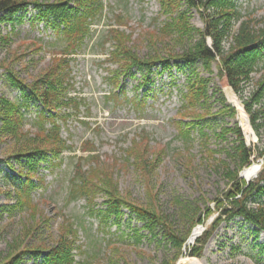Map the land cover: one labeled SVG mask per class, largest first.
<instances>
[{
    "label": "rangeland",
    "instance_id": "obj_1",
    "mask_svg": "<svg viewBox=\"0 0 264 264\" xmlns=\"http://www.w3.org/2000/svg\"><path fill=\"white\" fill-rule=\"evenodd\" d=\"M103 2L105 7L101 19L91 26L94 29L93 38L79 53L70 56L74 58L69 65L70 81L75 91L84 96L85 100L79 118L85 119V113H88L89 117L86 118L87 123L71 117L61 128V136L75 149L63 152L64 159L60 165L53 167L40 163L38 166L33 198L39 203L38 208L45 220L39 230L29 236L28 242L42 240L50 246L53 244L50 240L51 235L55 240L61 225L74 221L78 230L75 243L78 247L73 251L75 264H169L177 262L182 256L195 258L184 255L187 252L186 248H182L183 254L180 255L181 253L179 254L163 236L162 228L158 227L154 235L142 229V222L130 216L127 210H124L121 219L109 220L107 226L102 224L98 216L90 213L91 209L95 211L105 207V197L102 193L94 197L92 204L87 203L84 198L69 201L70 179L74 170L72 156L85 155L86 152H82L81 148L91 141L89 144L95 146L99 159L108 166L123 196L142 205L152 201L158 210L167 215L168 222L174 229L179 234L186 235L190 221L187 216L189 213L187 215L184 213L185 205L190 204V208L191 206L195 208L194 204L197 203L196 211L200 210L201 214L207 207H213L215 200L229 189L227 168L235 169L239 163L234 151L236 136L231 131L222 133V130L239 126L247 145L253 148L255 145H262L264 108L258 119L261 124V139L255 133L247 114L254 134L251 141H247L238 117L237 106L231 103L228 97L229 87L224 85L217 75L214 65L212 73L208 74L200 63L197 70L203 76L211 77L209 84L211 98L208 107L214 115L192 130L188 144L179 137L176 124L180 119L178 111L181 109V93L187 69L183 71L172 69L170 72L160 73L158 68H154L152 74L154 82L149 91L143 88L136 91V87L142 81L140 73L136 72L135 76L123 74L120 81L124 85V97L127 100L122 99L123 96L120 95L118 101H115L118 103L112 100L107 102L105 95L112 89V85L105 81L106 76L119 68L107 58L112 47L107 41L106 34L111 25L116 26V20L123 21L119 28L129 35L127 45L141 58L181 54L194 42V38L174 36L158 40L156 43L150 41L151 34L166 20V15L161 11L160 0H103ZM181 2L182 8H187L185 0ZM238 4L245 18L253 20V27L264 26V0H239ZM34 13L35 10L29 8L21 14L23 18L21 23L15 24L16 33L12 34L7 42L0 41V65L1 62L8 65L27 83L41 76L51 64L52 58L61 55L60 51L63 49V45L55 42L52 28L45 27L43 22L32 24L31 17ZM189 17L194 27L204 26L194 7L189 9ZM239 23L240 21L235 22L232 29L236 30ZM10 27L9 24H3L0 28L1 33L10 31ZM230 41L228 38L224 42L225 47H228ZM208 42L210 43V39ZM4 73V69L0 67V95L12 100L19 98L18 89L10 84ZM252 76L253 81L245 87L244 96L252 90L256 81L264 77V66L261 65ZM220 90H223L227 99L225 104L235 106V114L223 111L224 97ZM136 98L140 101H135ZM237 98L241 104L240 98L238 96ZM35 108L32 105L27 113L29 120L34 116ZM29 122L27 121L25 129L34 130ZM134 139L147 142L149 157L159 159L145 177L143 172L132 164V160L125 157L126 150ZM6 148L7 143L0 142V159L4 158ZM254 162L258 163L257 160ZM18 167L19 165H14V173ZM244 169L245 167L239 173L242 178ZM3 172L4 169H0V259L7 255L9 242L21 236L22 230H29L27 221L29 217L25 212H14L10 216L5 209L7 204L12 203L14 193L11 181L4 179ZM149 187L151 190H148ZM7 192H11V196ZM213 217L214 215H211L204 226L199 224L194 227L198 235L205 226L211 224ZM134 229L140 230L143 234L139 244H135L133 238L121 241L117 236L121 232L127 236ZM253 230L254 226L246 224L241 218L222 220L205 244L202 256L196 259L201 264H264V232L253 233ZM193 242L194 240L190 245ZM112 246L118 249L117 253L113 252ZM21 264L34 262L31 257L26 256Z\"/></svg>",
    "mask_w": 264,
    "mask_h": 264
},
{
    "label": "trees",
    "instance_id": "obj_2",
    "mask_svg": "<svg viewBox=\"0 0 264 264\" xmlns=\"http://www.w3.org/2000/svg\"><path fill=\"white\" fill-rule=\"evenodd\" d=\"M238 1L185 0L187 8H182L181 0H160L161 11L166 15V20L151 34L150 41L156 43L158 40L174 36L194 38V42L186 51L167 57L141 58L127 45L129 35L119 28L123 21L116 20V26L111 25L106 34L107 41L112 47L107 58L111 63L117 64L119 69L109 72L106 76L105 81L112 85V89L105 95L106 101H118L120 95L123 96L122 99L127 100L124 97V85L120 81L123 74L135 76L136 72L140 73L142 81L136 87V91L141 88L149 91L154 82L152 78L154 68H158L160 73L170 72L172 69L178 71L187 69L181 93V109L178 111L180 119L176 124L179 137L188 144L192 130L214 115L208 107L211 98L209 95L211 77L203 76L197 70V65L200 63L208 74L212 73L214 65L224 85L229 86L240 98L255 133L261 139V124L258 119L264 108V77L254 83V87L247 95L244 96L243 93L245 87L253 81L252 74L257 72L261 65L264 66V26L253 27V20L245 18ZM104 7L103 0H0V28L3 24L11 26L10 31L4 34L0 31V41L7 42L12 34L16 33L15 24L21 23L23 19L21 14L33 8L35 13L31 17L32 24L43 22L45 27L52 28L55 42L63 45L61 55H55L42 75L30 83L20 79L8 65L2 62L0 65L4 69L5 78L20 94L19 98L13 100L0 95V142L7 143L4 158L0 159V169H4L3 177L6 181H11L14 193L12 203L7 204L5 209L10 216L14 212H25L29 217L27 220L29 230H22L21 236L9 242L7 255L0 259V264H21L26 256L31 257L34 264L76 263L73 251L78 247L75 244L78 230L74 221L63 223L55 240L51 235L50 240L53 244L50 246L42 240L28 242L29 236L34 235L45 220L38 208L39 203L33 198V190L36 187L35 174L40 163L55 167L63 161L64 151L75 149L61 136V128L71 117L87 123L88 113H85V119L79 118L85 100L84 96L75 91L70 81L69 65L74 59L70 56L79 53L91 41L94 36V29L91 26L101 19ZM192 7L203 20L202 28L194 27L189 21V9ZM237 21L240 23L237 29L233 30ZM228 38L231 41L228 47H225L224 42ZM220 93L222 97L225 96L223 90H220ZM135 101L139 102L140 99ZM226 101L224 97L223 111L235 114V107L225 104ZM32 105L36 108L34 116L29 120L27 113ZM185 119L188 120L184 121ZM27 121H30L34 130L25 129ZM229 131L236 136L234 151L239 160L237 168H227L229 189L215 200L213 207H207L203 214L200 210L196 211L197 203L194 204L195 208L193 206L190 208V204L184 206V213L186 215L189 213L187 216L190 221L186 235L179 234L168 222L167 215L158 210L152 201L142 205L123 196L108 166L99 159L95 146L89 144L91 141L80 147L82 152H86L85 155L72 156L74 170L70 179L68 200L84 198L87 203L92 204L94 197L102 193L105 197V207L95 211L90 208V213L98 216L102 224L107 226L109 220L121 219L124 210H127L130 216L142 222V229L154 235L158 227L162 228L163 236L179 254L182 248H186L187 252L184 255L195 258L202 256L205 244L224 219L241 218L246 224L254 226L253 233L264 232V143L253 148L246 144L239 126L223 129L222 133ZM125 154L127 160H132V164L143 172L144 177L159 160L149 157L147 142L139 139L132 141ZM258 158L262 159V164L257 177L251 181L240 177L241 169ZM15 164L19 167L14 173ZM39 180L41 181L40 178ZM7 194L11 196V192ZM211 215H214L211 224L205 226L192 245H185L193 228L199 224L204 226ZM117 236L121 241L133 238L135 244H139L143 234L140 230L134 229L127 236L123 232ZM111 249L117 253L118 249L115 246ZM169 264H175V261Z\"/></svg>",
    "mask_w": 264,
    "mask_h": 264
},
{
    "label": "bare ground",
    "instance_id": "obj_3",
    "mask_svg": "<svg viewBox=\"0 0 264 264\" xmlns=\"http://www.w3.org/2000/svg\"><path fill=\"white\" fill-rule=\"evenodd\" d=\"M227 94H228V97H229L231 103H233L237 106L238 117H239V120H240L242 127L244 129L247 141H251L254 134H253V130L249 124V119H248L247 113L245 112V110L241 106L238 98L232 92V90L230 88L227 89ZM258 172H259L258 163L252 162L249 166L245 167V169L242 172V176L247 180H251L252 178H255L257 176ZM196 234H198V231L194 229L193 232L190 234L188 240H187V244L191 243V241L193 240V238L195 237ZM175 264H201V263L196 258L182 256L181 258H179L177 260V262Z\"/></svg>",
    "mask_w": 264,
    "mask_h": 264
}]
</instances>
